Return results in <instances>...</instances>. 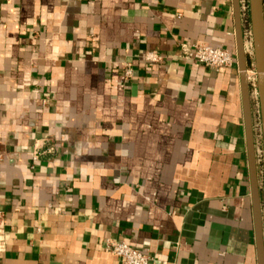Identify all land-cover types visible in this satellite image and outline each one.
Returning <instances> with one entry per match:
<instances>
[{
    "label": "crops",
    "instance_id": "0c3cea01",
    "mask_svg": "<svg viewBox=\"0 0 264 264\" xmlns=\"http://www.w3.org/2000/svg\"><path fill=\"white\" fill-rule=\"evenodd\" d=\"M182 41L236 57L233 0H0V264H258L237 63Z\"/></svg>",
    "mask_w": 264,
    "mask_h": 264
},
{
    "label": "water",
    "instance_id": "95a60500",
    "mask_svg": "<svg viewBox=\"0 0 264 264\" xmlns=\"http://www.w3.org/2000/svg\"><path fill=\"white\" fill-rule=\"evenodd\" d=\"M233 10L235 18L236 59L240 75V89L248 158L250 192L254 216L257 263L264 264V216L262 214V192H260L258 179V165L252 118L250 84L247 71L248 60L241 24V10L239 0H233ZM248 12L251 29L253 66L255 69L256 89L260 112L264 163V1L248 0Z\"/></svg>",
    "mask_w": 264,
    "mask_h": 264
},
{
    "label": "built area",
    "instance_id": "2783aa9c",
    "mask_svg": "<svg viewBox=\"0 0 264 264\" xmlns=\"http://www.w3.org/2000/svg\"><path fill=\"white\" fill-rule=\"evenodd\" d=\"M239 1H240V8L248 9V0H239ZM247 31L251 36L250 25ZM179 50L183 57L194 59L211 68H219L222 66L231 65L234 62L237 63L236 57L230 50L220 46H213L204 42L182 41L179 43ZM144 57L147 60V62L151 63L154 61H158L161 58V55L155 51H146ZM247 71H248L249 84L253 86L256 97L257 89H256L255 70L247 68ZM123 74L125 77L132 76V68L129 64L125 65L123 69ZM256 105L258 106V101ZM258 111L259 110L257 108L256 112ZM1 156L2 153L0 152V157ZM1 243L2 242H0V244ZM106 250L110 251L115 256H117L121 264H148L150 261V257L146 253L130 246L124 240L107 239Z\"/></svg>",
    "mask_w": 264,
    "mask_h": 264
},
{
    "label": "rangeland",
    "instance_id": "374dc122",
    "mask_svg": "<svg viewBox=\"0 0 264 264\" xmlns=\"http://www.w3.org/2000/svg\"><path fill=\"white\" fill-rule=\"evenodd\" d=\"M252 50V45L249 47ZM247 60H248V68L254 69L253 66V55L252 53L247 54ZM255 70V69H254ZM250 97H251V107L252 112L254 113V117H256V158H257V165L260 169V186H261V192H262V214L264 216V163H263V150H262V136H261V126H260V112H256L257 108L259 110V103L258 106L257 101L258 97L256 95L253 89V86L250 84Z\"/></svg>",
    "mask_w": 264,
    "mask_h": 264
}]
</instances>
